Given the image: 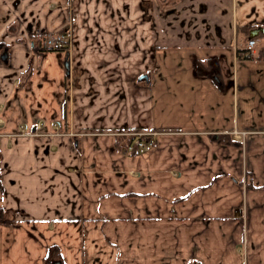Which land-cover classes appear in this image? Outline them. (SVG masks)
Wrapping results in <instances>:
<instances>
[{
	"label": "crops",
	"instance_id": "crops-1",
	"mask_svg": "<svg viewBox=\"0 0 264 264\" xmlns=\"http://www.w3.org/2000/svg\"><path fill=\"white\" fill-rule=\"evenodd\" d=\"M57 261L264 264V0H0V264Z\"/></svg>",
	"mask_w": 264,
	"mask_h": 264
},
{
	"label": "built area",
	"instance_id": "built-area-1",
	"mask_svg": "<svg viewBox=\"0 0 264 264\" xmlns=\"http://www.w3.org/2000/svg\"><path fill=\"white\" fill-rule=\"evenodd\" d=\"M72 44L71 35L67 29H63L57 32L46 31L43 33L41 47L44 51H60L65 48H70ZM255 46L253 39L247 42V51L251 52ZM242 133H232V135L241 136ZM115 136H123L128 139L125 145V152L131 155H140L148 152L154 146L153 137L157 135V132H116Z\"/></svg>",
	"mask_w": 264,
	"mask_h": 264
},
{
	"label": "water",
	"instance_id": "water-1",
	"mask_svg": "<svg viewBox=\"0 0 264 264\" xmlns=\"http://www.w3.org/2000/svg\"><path fill=\"white\" fill-rule=\"evenodd\" d=\"M1 60L5 63L7 60V53L6 50L3 52L2 56H1ZM65 68L68 70V61L66 60L64 63ZM53 264H61L59 261L54 262Z\"/></svg>",
	"mask_w": 264,
	"mask_h": 264
},
{
	"label": "rangeland",
	"instance_id": "rangeland-1",
	"mask_svg": "<svg viewBox=\"0 0 264 264\" xmlns=\"http://www.w3.org/2000/svg\"><path fill=\"white\" fill-rule=\"evenodd\" d=\"M250 132H246L245 134L243 133L240 138L244 139L246 136H248ZM232 136H235L234 134Z\"/></svg>",
	"mask_w": 264,
	"mask_h": 264
}]
</instances>
